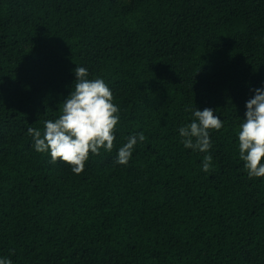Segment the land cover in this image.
I'll list each match as a JSON object with an SVG mask.
<instances>
[{"label": "trees", "instance_id": "obj_1", "mask_svg": "<svg viewBox=\"0 0 264 264\" xmlns=\"http://www.w3.org/2000/svg\"><path fill=\"white\" fill-rule=\"evenodd\" d=\"M105 0H0V256L13 264H264V177L249 179L236 132L211 131L212 148H185L207 86L233 85L221 119L242 94L231 65L264 63V0H106L171 21L179 38L160 64L92 34ZM218 61L186 57L201 39ZM102 78L120 109L112 152L81 174L37 152L28 128L58 118L74 69ZM264 87V85H262ZM143 132L128 164L115 163L127 137ZM213 157L212 171L202 170Z\"/></svg>", "mask_w": 264, "mask_h": 264}, {"label": "clouds", "instance_id": "obj_2", "mask_svg": "<svg viewBox=\"0 0 264 264\" xmlns=\"http://www.w3.org/2000/svg\"><path fill=\"white\" fill-rule=\"evenodd\" d=\"M73 71L74 86L60 103L58 118L45 120L43 130L28 128L27 134L37 152L48 153L52 163L64 162L75 174H81L90 156L100 155L102 149L113 151L120 109L104 79L89 78L88 69L80 65ZM253 91L255 95L246 101L247 111L237 130L238 155L249 179L264 177V87ZM186 110L192 119L179 128L180 142L185 148L208 153L212 148L210 132L223 127L222 119L212 108ZM145 139L143 132L127 137L118 149L115 163L128 164L134 146ZM212 161L210 154L204 155L202 170L212 171ZM0 264L13 262L10 257L0 256Z\"/></svg>", "mask_w": 264, "mask_h": 264}, {"label": "rangeland", "instance_id": "obj_3", "mask_svg": "<svg viewBox=\"0 0 264 264\" xmlns=\"http://www.w3.org/2000/svg\"><path fill=\"white\" fill-rule=\"evenodd\" d=\"M94 29L92 34L99 38L109 43L119 42L126 50L158 61L160 74L170 81L175 80L178 70L177 67L171 66L167 56L173 48V41L176 37L179 38L180 34L168 19L141 8L115 13L105 0L97 11ZM218 52L217 41L206 42L203 38L198 45L187 51L186 57L194 58L201 63H214L218 61ZM231 69L234 85L243 81V87H238L242 94L254 93L253 89L264 85V63L260 61H247L241 64L236 60ZM231 85L229 82L225 83L226 88H223L224 83L220 82L207 86L203 97L195 104L202 109L212 108L216 112L225 97V93L221 91L226 89L230 93L229 90L233 88ZM246 111V101L233 104L222 118L224 129L237 133Z\"/></svg>", "mask_w": 264, "mask_h": 264}]
</instances>
